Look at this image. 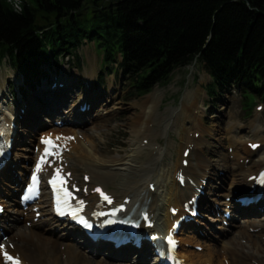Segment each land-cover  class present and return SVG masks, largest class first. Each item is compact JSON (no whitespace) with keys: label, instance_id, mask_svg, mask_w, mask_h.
I'll use <instances>...</instances> for the list:
<instances>
[{"label":"bare ground","instance_id":"1","mask_svg":"<svg viewBox=\"0 0 264 264\" xmlns=\"http://www.w3.org/2000/svg\"><path fill=\"white\" fill-rule=\"evenodd\" d=\"M85 78L91 80L92 76L86 74ZM113 92L112 85L109 83L106 97H103L101 92H93L89 88L76 96L72 81L56 78L51 86L47 85L46 87L43 84L34 93H28L29 96L26 97V101H24L25 96L21 99L17 98L18 102L23 104L17 110H14L12 106L9 108L2 98V93H0L1 108L3 105L5 106L4 110L1 111L0 109V130L5 137L13 140L15 150L14 158L0 174V183H3V186H0V203L7 207L5 212L8 213L0 218V232L7 237L5 241L0 242L2 247L0 250V264H4L1 251L11 254L17 264H93L94 260L92 261V259L97 256L100 260L94 264H109L105 262L106 260L124 261L125 264H147V253L139 256L140 251L131 246L115 250L108 244L104 250L98 245H88V239L85 238L86 241L84 242L76 237L74 232L59 229V227L64 228V226H58L56 219L51 215L49 206L45 202L35 205L39 208L36 212L41 213V217L36 222H34L35 212L30 209L19 212L10 208L9 203L29 169L27 165L35 158L31 146L38 147L37 141L33 139L36 130L40 131L42 136L51 135L59 138V144L64 148L61 156L62 161L60 164L52 163L51 165L52 167L60 166L71 173L70 181L76 186L81 185L79 197L88 203V207L98 203L92 191L94 188L100 187L114 199L116 205L126 204L130 208L136 205L137 210L144 208L148 214L147 217L154 222V228L148 230L153 233L158 230V227L162 229L170 228L177 217H171L169 209L171 207L179 209L183 202L189 201L191 197L197 194L195 189L201 188L207 191V195L199 198L198 211L200 216L203 219H208V221L219 222L220 225L226 221L227 225L226 227L219 225L210 228L209 224L212 225L211 223H203V219H199L200 217L193 218L189 225L195 222L204 225V228L201 226L195 227V233L202 232V237L208 238L213 245L205 253L190 251L185 245L194 244L193 237L181 240L186 235L180 236V232L179 237H177V240H179L178 254L184 260V263L224 264L225 261L226 264H237V259H239L245 260V263L248 260L251 264H264V209L263 212L256 210V212L254 210L239 212L234 203L223 200L218 202L212 198L220 206L215 208L207 198L210 194H213L214 198L215 196H223V199L231 197L235 188L249 185L246 178L264 166V143L262 134L258 129L259 126L255 124L257 120L250 127L251 138L256 140L253 142L246 141L244 145L239 139L232 137L235 136L237 126L228 125L227 129L232 128L230 130L233 131L232 136L229 135L228 139V148L231 149V152L219 156L220 161L223 163L220 167L223 169L222 171L225 170V173L218 176V178H222L224 188L219 194L215 195L216 189L212 188L211 175L209 172L206 174L205 171L211 168L213 169L211 172H215L217 169L213 168L215 165L209 162L202 153L206 143L204 135H211L212 132L203 128L201 118H196V115L191 111H189V115L182 117L183 119L179 121L180 123L185 122L181 126V135L178 134L182 143L181 146L179 145L180 149L176 151V158L171 163L166 162V156L172 152H170L173 148L172 144L163 148L157 140L151 139L150 144L143 147L144 136L139 142L132 140L131 143L134 148L130 151V155H123L124 158L121 156V158H112L100 154L92 135H89L85 130L73 128L90 124L91 129H95V126L105 118V115L102 116V111L105 110L108 114L113 115L111 107L104 108L107 97L110 105L112 104V96H115ZM55 95L57 96L55 97ZM186 95L187 98L191 99L190 92H187ZM152 96L149 95L146 102ZM27 103L28 105H26ZM78 103H86L88 107L85 112L76 111ZM39 104H43V107ZM154 105L155 102L152 101L147 109L153 110ZM182 107L191 109L194 107L193 100H188V103L182 104ZM141 108H145V106L143 105ZM24 112L33 114L31 116L34 121L39 120V128L34 126L35 122L32 123L31 128L35 127L36 129H33V133L31 132L32 135L29 140L28 134H26L28 129L25 128L28 114L24 117ZM41 116L45 120H51L50 127L47 124L43 127L40 126L41 124L44 125L41 123ZM175 116L177 117V113H175ZM45 120H42V122L47 123ZM54 121L60 122L62 126H54L52 123ZM133 123H137L136 119ZM150 123L154 124L155 122L147 115L142 122L135 124L132 130L133 138L140 135L157 134L154 130L153 132L150 129L145 130L144 126L150 125ZM165 130L163 131L164 136L167 134ZM190 133L191 135H189ZM23 141H26V145L21 146ZM238 143L242 147H238ZM247 143H260V148L252 152L247 147ZM182 144L189 149V154L186 157L188 161L186 167L181 165V162L185 160L183 156L185 148L181 150ZM197 148H199V152ZM179 174H182L185 179L184 187H180L176 180ZM84 178L89 179L88 184H85ZM108 185L113 188L109 190ZM152 186H154V192L150 190ZM4 199L8 201L4 202ZM261 204L259 203L257 207ZM188 207L190 208V205ZM226 211L230 213L228 220L223 216ZM210 212H212L213 217L207 216ZM237 220L241 221L240 226L235 225ZM27 222H30L28 226H26ZM9 223L12 224L9 225ZM21 223L24 225L21 226ZM207 227L209 232H206L205 235L204 231L207 230ZM233 228L235 230L233 233L230 232L232 234L230 235L229 231ZM210 232H213V234ZM202 243L206 245V241H202ZM196 245L202 246L199 241L196 242ZM154 264H156V259Z\"/></svg>","mask_w":264,"mask_h":264},{"label":"trees","instance_id":"2","mask_svg":"<svg viewBox=\"0 0 264 264\" xmlns=\"http://www.w3.org/2000/svg\"><path fill=\"white\" fill-rule=\"evenodd\" d=\"M84 43L135 94L195 61L211 99L234 90L264 101V0H0V64L7 58L24 85L65 58L79 65Z\"/></svg>","mask_w":264,"mask_h":264},{"label":"rangeland","instance_id":"3","mask_svg":"<svg viewBox=\"0 0 264 264\" xmlns=\"http://www.w3.org/2000/svg\"><path fill=\"white\" fill-rule=\"evenodd\" d=\"M76 53L80 57L81 62L79 65H77L76 62L72 59H70V61H66V59L62 60L61 64L59 65V71L57 73L52 72V69H50V67L44 66L43 70L45 71L46 75L42 77H45L46 79L42 78L39 83L35 84V82H33L32 85H28V87L25 88L23 97L25 96L24 101H26V97H28L30 93H34L43 84L46 87L47 85L51 86L54 81H56V78H62L65 81H72L73 90L75 91L76 96L86 88H89L93 92H101L102 96L106 97L110 83L112 85V90L114 91L113 93H115V96L111 95L113 98V102L111 105L107 97L104 108L106 109V107L108 106L111 107L110 109H112L113 115L108 114V112L105 110L102 111L103 114H101L102 116L105 115V118L95 126V129H91L92 127H90V124L81 126L79 125L80 127H73L78 130H85L89 135H92L95 138V143L97 144V148H99V152L101 155L105 154L104 156L112 158H119L121 156L122 158H124L125 156L130 155V151L134 148L131 143L132 140L134 139L136 140V142H139L140 139L145 136V139L142 141L143 147H147V145L150 144L149 142L151 139L157 140L160 146H162L163 148H165V146L167 145L172 144L173 148L170 150V152H172L166 156V162L171 163L176 158V151L180 149L179 145L181 146L182 143L179 140L178 134L181 135V126L185 122L180 123L179 121L183 119L182 117L189 115V111H191L194 115H196V118H201L203 128L208 129L212 132L211 135H204V140L206 141V143L202 153L209 160V162L215 165V167L213 168L217 169L215 172H211V170L213 171V169L211 168L205 171L206 174H208L209 172V174L211 175L210 179L212 178L213 181L212 188L216 189L215 195H217V193L219 194L224 188V182H222V178L219 179L218 176L225 173V170L222 171L223 169L220 167L223 163L220 161L219 156H221V154L231 152V149L228 148V139L229 135L232 136L233 131L230 130L232 128H229V130L227 129L228 125L231 124L237 126L238 129L235 132V136L232 137H234L235 139H239L242 142V145H244L246 141L253 142L254 140H256L251 138L252 132L250 130V127L251 124L257 120L255 124L259 126L258 129L262 134L261 136L264 143V101L255 99L250 100L248 97L244 98L241 94H239V92L234 90L231 92L218 90L215 97H213L212 99L208 98L206 93L211 94V87L209 85L210 78L203 65L198 62L193 61L191 64L185 67L175 69L170 74L169 80L166 81V83L156 85L151 89L150 92L144 94H135L133 93V90L130 86V82L126 78H124L121 74V71H118V69H116L115 67H112V72H108L107 69H105L104 72H100L103 68L102 57L96 52L93 43H84L78 48ZM74 66L77 68H75ZM15 72L17 71L11 68L7 58H4L2 60V63L0 64V93H2V98L9 106V108L10 106H12L14 107V110H17L19 107L23 106V104L18 102L17 98L21 99L22 97L17 96V98H13V100L9 96L7 90L8 85L14 86V84H17L14 80H19V76L15 74ZM86 74L92 76L91 80L85 78ZM53 78L55 79L53 80ZM101 78L103 84L97 85L96 82ZM187 92H190V97L194 103V107L191 108L192 110L182 107V104H187L188 100H191L187 98V95L185 96ZM149 95L153 96L146 102V98ZM56 96L57 95H55V97ZM31 99L33 100V98ZM152 101L155 102L154 109H147ZM28 103L26 105H28ZM83 104L86 103H78L76 105L77 112H80ZM143 105L145 106V108H141ZM40 106L43 107V104ZM258 106H261L262 110L258 111ZM0 109L1 111L5 109L4 105L1 108V103ZM172 113L174 114L173 116ZM175 113H177V117L175 116ZM24 114L25 117L28 113L26 114L24 112ZM31 115L33 114H28L26 121L24 120L25 128L28 129L26 130V134H28L29 137L28 140L31 138V132H34L33 129L39 128V120L34 121ZM147 115L150 116V119H152V121H154L155 123H150L151 126H144L145 130L148 131L150 129L151 132H153L154 130L157 133L155 135L159 136L140 135L136 136L137 138H133L132 130L134 125L142 122L143 118H145ZM135 119L137 123L134 124L133 122L135 121ZM42 120H45L44 117L41 118V123H43L44 125L47 124L49 127L51 126L50 119L45 120L47 123L42 122ZM34 122L36 123L34 125L36 128L34 127L32 129L31 126ZM44 125L41 124L40 126L43 127ZM164 130L167 132L166 136L163 135ZM22 133L24 134V132ZM38 133L39 131L36 130V133L33 136L34 140L37 139ZM189 135H191V133ZM248 145L249 143L247 144V147ZM237 146L242 147L239 143L237 144ZM185 147L186 145L182 144L181 150ZM197 150L199 152V148H197ZM145 152L146 154H148L147 151ZM204 178L206 179V176ZM0 186H3V183H0ZM112 188L113 187L111 185H108L109 190H111ZM208 196L209 197L207 198L209 199V202H213V205L217 207L220 206H218L213 201V199L218 202L224 200L223 196H215V198L213 197V194H210ZM6 214L8 213H5V215ZM202 222L211 223L212 225L209 224L210 228L220 225L219 222H212L206 219H203ZM240 222V220H237V223H235V225L240 226ZM29 223L27 222L26 226H28ZM10 224L12 223H9V225ZM20 225L22 226L24 224L21 223ZM198 225L199 224H195L192 226L198 227ZM199 226L204 228V225ZM208 229L209 228L207 227V230L204 231L205 235L206 232H209ZM234 230V228L231 229L229 231V234L232 235L231 233H233ZM210 233L213 234V232ZM250 233H252V231H250ZM181 236H184V238H181V240L193 237L195 245H185V247L190 251L205 253L208 251V249L212 248L213 243H211L208 238L205 239L204 237H202V232L199 234L195 233V228H192V230H185V232ZM197 241L201 242V245L203 247L197 246ZM202 241H206V245L208 246L203 244ZM197 248L199 249L197 250ZM88 257L90 258V256ZM99 260V256L94 257V259H92L93 264L98 262ZM105 262L109 264H125L124 261L119 260H106ZM248 262V260L245 263V260L237 259V264H251L250 262ZM224 264H226L225 261Z\"/></svg>","mask_w":264,"mask_h":264},{"label":"snow or ice","instance_id":"4","mask_svg":"<svg viewBox=\"0 0 264 264\" xmlns=\"http://www.w3.org/2000/svg\"><path fill=\"white\" fill-rule=\"evenodd\" d=\"M44 143H46V144H50L51 143V141H49V140H45L44 141ZM46 152H47V149H46ZM37 168L39 169V165L37 166ZM33 180H35V177H33ZM61 182H63V181H61ZM262 182H264V181H262ZM53 183H55V181H53ZM32 191V189H29V192H31ZM96 191H100L99 189H97ZM66 195H69L68 193H66ZM101 195L103 196V198L105 199V200H107L109 203H111V200H110V198L108 197V196H106V195H104L103 193H101ZM27 198V197H26ZM82 203V202H81ZM8 259H12L11 257H7Z\"/></svg>","mask_w":264,"mask_h":264}]
</instances>
